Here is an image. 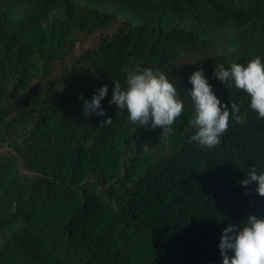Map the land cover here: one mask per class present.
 <instances>
[{
	"label": "trees",
	"instance_id": "1",
	"mask_svg": "<svg viewBox=\"0 0 264 264\" xmlns=\"http://www.w3.org/2000/svg\"><path fill=\"white\" fill-rule=\"evenodd\" d=\"M255 56L264 0H0V264H222L223 230L264 218L256 183H240L264 172V119L214 69ZM137 65L164 72L184 103L167 137L109 104ZM200 68L246 118L211 149L188 142ZM104 85L106 115L85 116Z\"/></svg>",
	"mask_w": 264,
	"mask_h": 264
},
{
	"label": "clouds",
	"instance_id": "2",
	"mask_svg": "<svg viewBox=\"0 0 264 264\" xmlns=\"http://www.w3.org/2000/svg\"><path fill=\"white\" fill-rule=\"evenodd\" d=\"M216 79L230 82L236 89L242 90L249 97V108L264 119V62L259 56L250 59L246 65L233 63L226 69L223 64H216ZM192 88L189 91L194 106V116L190 125L195 134L189 143L195 142L204 149H211L221 143L229 127L230 118L237 124H244L246 118L240 114V105L231 103L230 110L215 95L212 85L204 76L203 69H197L190 77ZM114 88L109 104H115L119 110H126L130 122L138 127L162 129L165 137L172 133V126L184 111V103L164 72L137 65L127 73L126 86L119 81L113 82ZM90 101L85 100L83 114L105 116L101 101L107 95V85L97 90ZM80 99H83L81 94ZM112 123L111 117L101 122V126ZM256 183V192L264 197V172L257 173L253 166L247 173L242 186ZM219 249L222 264H264V218L250 215L239 229L235 225L226 227L221 235ZM231 253V255H229Z\"/></svg>",
	"mask_w": 264,
	"mask_h": 264
},
{
	"label": "rangeland",
	"instance_id": "3",
	"mask_svg": "<svg viewBox=\"0 0 264 264\" xmlns=\"http://www.w3.org/2000/svg\"><path fill=\"white\" fill-rule=\"evenodd\" d=\"M111 32H113V29L107 31L108 34H110ZM99 37H100L99 33L80 36L79 40H77L76 43L74 44L73 53L79 54L80 52L86 50L87 48H91L95 46L100 40ZM208 52L201 50L197 51L194 55L189 57L185 62L181 63V67H185L188 64H193L194 62L203 60L205 56L208 54ZM53 73H57V67Z\"/></svg>",
	"mask_w": 264,
	"mask_h": 264
}]
</instances>
